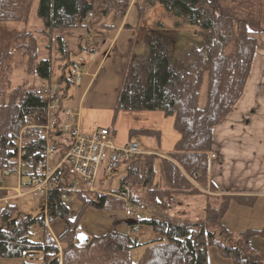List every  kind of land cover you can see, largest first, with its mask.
Instances as JSON below:
<instances>
[{
	"label": "trees",
	"instance_id": "trees-1",
	"mask_svg": "<svg viewBox=\"0 0 264 264\" xmlns=\"http://www.w3.org/2000/svg\"><path fill=\"white\" fill-rule=\"evenodd\" d=\"M34 1L0 0V24L17 22L27 27ZM158 4L170 16L179 19L175 22L176 27L192 26L200 35L201 42L179 49L173 57L168 33L146 31L140 40L143 52L133 55L131 51L127 59L112 120L114 125L117 115L125 111H157L167 118H174V129L180 138L171 152L165 157L144 156L146 167L142 170L143 162L134 159L123 160L118 167L125 171L119 180L118 190L124 185L141 187L148 198L145 204H140L141 197L133 194V206L149 210L155 206L159 209L157 214L134 219L130 225L148 226L158 237L139 242L129 235L112 231L95 236L80 247L75 240V225L68 219L67 201L60 192L54 191L46 202L47 216L25 215L11 204L0 211L1 257L25 258L23 264H210L208 249L216 247L220 256L233 264H262L258 260L249 261L246 256L255 252L249 240L253 236L264 238V227L237 234L227 229L222 221L232 201L241 206H250L251 203L245 197L226 195L217 198V205L211 204V195L199 189L208 186L214 128L232 112L242 96L257 38L243 21L220 15L215 0H143L139 18ZM129 6L127 0H102L98 13L104 17L116 12L124 18ZM94 9L91 0H38L36 16L43 25L40 33L51 35L54 31L88 29L93 20L88 23L86 19L95 12ZM158 25L164 28L161 23ZM56 41V48L67 63L70 53L67 43L62 36H57ZM18 51L28 56L25 71L30 72L35 65L42 80L50 81L52 76V62L37 60L38 42L32 31L26 28L15 32L8 40L0 38V179H3V171L12 155L9 152L12 138L8 134L17 131L25 118L37 116L42 119L46 112V103L34 93H19L18 88L11 89L12 60ZM27 82L25 78L23 83ZM204 88L205 104L200 106ZM140 135L160 137L156 131L131 130L129 133L130 139ZM32 136L40 149H44L39 132L34 130ZM110 192L113 190L97 194L92 201L81 196L78 198L86 206L102 209L114 204L108 202L113 198L108 194ZM7 195L8 191L0 190V199ZM193 196L209 198L198 221L183 218L185 210L183 217L178 216V212L167 210L170 204L175 203L188 206L186 200ZM116 204V207L123 206L120 200ZM56 218H61L67 225L66 231L58 238L65 245L62 261L56 239L48 232L46 224L47 219L52 221ZM37 224L44 228V240L41 242L31 239V230ZM139 247H144V250L136 261L126 257L129 249ZM40 253L42 262L34 258Z\"/></svg>",
	"mask_w": 264,
	"mask_h": 264
},
{
	"label": "rangeland",
	"instance_id": "rangeland-1",
	"mask_svg": "<svg viewBox=\"0 0 264 264\" xmlns=\"http://www.w3.org/2000/svg\"><path fill=\"white\" fill-rule=\"evenodd\" d=\"M130 4L125 17L123 18L116 12H110L107 16L101 19L100 24H110L111 27H102L104 31L101 34H96V31H91L85 28H76L71 30H65L64 32L54 31L51 35H45L40 33L42 29V23L36 16V9L38 0H35L32 7L30 24L26 27L24 24L17 22H4L0 24V38L10 39V37L15 32L24 31L26 28L33 32L35 38L38 42V61L39 60H50L52 62V76L51 81H58L62 76V68L66 64V60L61 58L60 53L57 50V36H62L63 39L69 44V48L76 47V40L82 35L88 39L90 43L98 40L100 42V49L97 58L94 61L89 60V53L81 52V55L85 59V67L83 69L82 84L80 86L71 85L69 88V98L66 100V105L71 109L78 111L81 99L82 104L84 103L85 108H109L112 107L116 102V97L118 90L121 87V80L123 73L127 64V59L133 52V55H140L143 52V46L140 43L141 38L144 36L145 32L148 30H158L162 33H168L170 35V47L172 50V56L175 57L176 52L184 47H188L192 44H199L201 42V37L197 31L189 25H181L179 27L175 26V22L179 19L170 16L161 5L155 6L149 13H147L143 18H139V7L143 3V0H127ZM94 4V13L96 14L97 20H99L100 13H98L99 6L102 0H91ZM162 24L164 28L159 27L158 24ZM126 25V26H125ZM121 28L123 34H117L118 29ZM103 34V36H102ZM118 35V36H117ZM117 36L116 40L114 39ZM135 41L138 42L135 44ZM13 71L10 75L12 82L11 89L18 88V92L27 88L33 82L36 84H41L43 80L35 78L33 76V70H35V65L30 72L25 71L28 62V56L24 55L23 52H17L14 54L13 60ZM27 79V83L24 84L23 80ZM47 81V80H44ZM65 86V85H64ZM205 104V88L202 90V98L200 106ZM157 112V111H156ZM152 112V113H156ZM109 112L107 111V114ZM159 116H162L160 112H157ZM112 115V114H111ZM164 118V117H162ZM174 120L173 117H169L168 121ZM120 123V120L117 124ZM166 125V124H165ZM167 129V128H166ZM145 148L149 149L153 143H150V139H142ZM56 156L53 161L50 162L51 166L55 165L57 160ZM146 167L145 162L141 163V170ZM114 180L109 188V180L113 178ZM123 177L121 171L116 173V170L107 172L105 166H103L98 175V179L95 185L94 192L90 194H77L72 195L69 200H67V207L69 209L68 219L72 221L76 228V244L80 247L85 246L88 241L95 236H103L109 232H117L129 235L132 239H137L139 242H147L158 237V235L148 226L145 225H130V222L137 218H148L152 214H157L158 207H152V210L133 206V198L130 200V207L133 209V216H128L126 211L129 207L123 200V206H117V196L120 194L119 180ZM17 186L16 180L13 179H3L2 188L8 191V195L4 199H0V211L7 205H15L18 212L37 217L43 214L47 216L46 201L41 200L39 197H35L32 194L17 195L14 188ZM208 187V186H206ZM206 187H199L203 189ZM209 188L212 189L210 186ZM108 189V190H107ZM113 192L111 194L113 198H109L108 202H113L112 207L107 208H97L92 205L86 206L84 201L78 198V196L83 197L86 201H92L96 198V195H102L107 193L109 190ZM24 191V189H23ZM116 191V192H114ZM205 192L204 190H202ZM216 191V190H215ZM211 195V204L217 205L219 200L218 197L226 196L221 194H211L210 192H205ZM130 194L133 196H140V204H145L148 201L144 190L141 187L131 188ZM229 196V195H227ZM209 199L203 196H193L189 197L186 202L189 209H181V205L178 206L177 203L170 204L167 210L171 209L172 212H178L177 215L183 217V212L186 218L188 217L192 222L198 221L205 211V204ZM95 202H98L96 200ZM116 202V203H115ZM135 205V204H134ZM129 207V208H130ZM251 206H241L232 201L230 203L229 209L225 214L226 219H223L224 226L239 234V232L245 231L254 225L256 219L253 220L252 213L249 212ZM180 208V209H179ZM224 217V218H225ZM47 230L53 238L56 239L57 245L60 249L59 258L60 261L63 260L64 244L59 242L58 238L66 231L67 225L61 218H56L52 221L47 219ZM236 226L238 229L244 228L243 230H234L230 227ZM135 227V228H134ZM31 239L35 242H41L44 240V228H41L38 224L35 225L31 230ZM249 245L253 251V255L246 256L249 261H260L264 264V238L259 236H253L249 240ZM144 247H139L135 249H129L126 257L136 261L140 255L143 253ZM218 250L215 247H209V258L211 264H217L219 261V255H217ZM27 259L29 257H26ZM34 258H38L39 262H42L43 255L40 253L34 255ZM25 258H3L0 256V264H23Z\"/></svg>",
	"mask_w": 264,
	"mask_h": 264
},
{
	"label": "crops",
	"instance_id": "crops-1",
	"mask_svg": "<svg viewBox=\"0 0 264 264\" xmlns=\"http://www.w3.org/2000/svg\"><path fill=\"white\" fill-rule=\"evenodd\" d=\"M215 1L216 10L220 15L232 17L246 24L248 30L257 38V47L242 96L232 112L214 128L213 148L209 155L208 187L202 190L214 195L222 193L245 197L251 203L249 212L252 213L253 220L256 219L254 225H248L252 226L248 229H260L264 227V0ZM102 18L99 16V20L95 18L93 21V31H96L97 35L107 30L102 27H111L110 24H100ZM117 34H123L121 28ZM76 43V47L73 48H69V44L66 45L70 53H91L90 61H94L100 54L97 52L100 49L98 40L94 39V42L90 43L82 35ZM82 99L80 102L82 108L79 107L77 111L78 122L82 131L86 133H92L100 127H110L115 130L116 144L122 146L130 141L131 130L156 131L160 137L140 135L135 139L141 143L145 151L163 157L173 150L180 138L174 129V120L169 122V117H165L161 112L162 116L156 114L157 112H120L112 125L114 105L107 109L85 108ZM119 120L120 123L117 124ZM144 138L150 139V143L154 141V146L145 148L142 141ZM119 171L124 175V168H119L116 173ZM209 186L214 187L216 191L211 190ZM184 205H181V209L188 210L189 206ZM230 228L241 231L246 227L238 229L234 225ZM217 255H219L217 264H233L219 253Z\"/></svg>",
	"mask_w": 264,
	"mask_h": 264
},
{
	"label": "built area",
	"instance_id": "built-area-1",
	"mask_svg": "<svg viewBox=\"0 0 264 264\" xmlns=\"http://www.w3.org/2000/svg\"><path fill=\"white\" fill-rule=\"evenodd\" d=\"M92 18L93 14L90 13L87 20ZM84 65V58L74 55L64 69V81L80 86ZM33 76L38 78L39 72L34 70ZM28 91L46 103V112L42 119L37 116L25 118L17 131L8 134L12 138L9 149L12 155L8 158V166L2 177L16 178L14 191L17 195L32 194L47 202L51 192L58 191L67 201L72 194L94 192L103 166L110 172L116 170L123 160H139L151 155L135 139L125 145H117L109 127H100L92 133L82 131L78 112L65 105L68 94L64 90L63 80L40 85L33 83L21 93ZM34 130L44 141V149H40L32 136ZM56 151L57 160L51 166ZM3 179H0V184ZM130 192V187L124 185L119 198L129 204ZM132 213L133 209L128 208L126 214Z\"/></svg>",
	"mask_w": 264,
	"mask_h": 264
}]
</instances>
